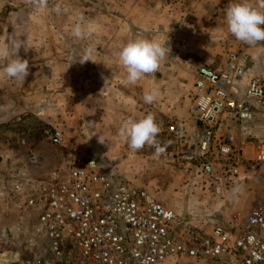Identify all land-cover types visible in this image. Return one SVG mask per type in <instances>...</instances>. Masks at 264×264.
Returning <instances> with one entry per match:
<instances>
[{
	"label": "built area",
	"instance_id": "obj_1",
	"mask_svg": "<svg viewBox=\"0 0 264 264\" xmlns=\"http://www.w3.org/2000/svg\"><path fill=\"white\" fill-rule=\"evenodd\" d=\"M248 63L243 47L226 55L222 70L202 65L195 72L189 117L202 136L197 152L180 156L187 166L198 156L216 194L243 166L264 167L263 147L255 160H245L230 135L232 126L264 111V77L248 75ZM180 132L174 122L167 124L152 150L158 154L162 143H177ZM44 138L62 145L58 130L44 131ZM41 162L42 156L28 154L30 168ZM8 198L13 209L35 215L26 242L31 264H264V190L247 216L236 214L225 227H203L132 185L110 164L70 152L44 177L12 179Z\"/></svg>",
	"mask_w": 264,
	"mask_h": 264
},
{
	"label": "crops",
	"instance_id": "obj_2",
	"mask_svg": "<svg viewBox=\"0 0 264 264\" xmlns=\"http://www.w3.org/2000/svg\"><path fill=\"white\" fill-rule=\"evenodd\" d=\"M228 4L229 0H47L46 7L38 8L33 0H5L3 13L7 18L0 23V43L7 45L9 56L0 58V156H9L12 151V114L26 110L27 81L40 80L43 76L39 68L45 67L50 69L51 80L62 86L57 88V95L62 92L68 101L75 95L98 98L100 115L113 113H109V122H114L115 129L117 123H122L118 116H124L125 111L137 114L138 119L152 114L158 124L166 122L164 128L174 122L181 131V146L176 150L197 152L202 130L189 117L195 72L202 65L222 70L227 53L241 44L227 29ZM28 16L34 18L30 21L35 25L24 26L20 21L28 20ZM58 17L65 24L55 22L52 26V18ZM77 23L88 36L73 35ZM60 32L67 35L66 60H61L59 54ZM27 38L28 50L21 47L18 55L27 59L29 66L36 67L29 70L24 81L8 78L3 68L8 59L16 58L13 45ZM153 38L166 42L172 56L167 54L157 72L145 75L136 84L128 83L118 60L119 51L129 41ZM75 42L84 52L92 49L91 59L95 63L80 64L74 59ZM33 45L36 51L31 53ZM250 55L253 68L248 75L264 76V42L252 47ZM247 79L248 76L239 84L240 94ZM153 88L158 89V98L151 104L145 103V92ZM15 177L11 174L8 191Z\"/></svg>",
	"mask_w": 264,
	"mask_h": 264
},
{
	"label": "rangeland",
	"instance_id": "obj_3",
	"mask_svg": "<svg viewBox=\"0 0 264 264\" xmlns=\"http://www.w3.org/2000/svg\"><path fill=\"white\" fill-rule=\"evenodd\" d=\"M6 18L2 11L0 23L6 22ZM30 19L31 17L28 16L29 21L25 19L20 21L24 26L32 23L35 25ZM33 19L32 17L31 20ZM61 19V17L52 18V26L55 22L59 25L65 24ZM47 34L51 35V32ZM28 35L31 36V33L28 32ZM59 35L60 58L66 60L67 35L62 32ZM166 46L172 56L170 47ZM243 47H246L249 54L248 69L250 70L253 68L250 55L252 47L241 42L235 51ZM46 49L45 53L49 55V49ZM72 49L75 51L74 59L80 60L84 54L82 46L75 42V48ZM33 51H36L34 45L31 53ZM34 67L29 66V70ZM39 70L43 76L40 80L27 81L26 110L12 114L14 124H12L9 146L12 151L8 152L9 156H0V174H2L0 176V264H6L5 260H9L7 264H31L33 260L26 242L35 223V215L30 211L20 212L8 205V181L11 174L23 178L44 177L70 152H80L110 164L132 185L145 190L158 202L190 218L198 226L225 227L234 215L247 216L262 194L264 190L262 165L255 168L243 166L223 193L216 194L210 178L201 174L197 163L198 156L196 162L189 166L185 164L180 155L186 150H181L180 147V150H176L177 146H181L179 141L162 143L163 151L158 154L152 150L151 145H145L139 150L130 149L127 142L119 137L118 131L124 121L139 120L137 114L125 111L124 116H118L122 123H117L115 129L114 122L112 120L111 123L109 122L110 114L113 113L104 112L100 115L97 107L98 98L90 95L88 97L75 95L70 98L71 101H68L62 92L59 91L57 95V88L62 86L51 80L49 67ZM256 75L262 76V74ZM63 92H66V89H63ZM86 100H89L87 104ZM165 123L161 121L158 124L162 129L160 128L156 139L164 135ZM46 130L61 132L62 145H50L44 138ZM230 130L234 143L244 154V159L255 160L260 147L264 148V111H258L249 123L240 127L232 126ZM100 138L103 143L100 142ZM21 140H24V145L20 144ZM30 152L42 156L38 168L33 169L28 166L27 157Z\"/></svg>",
	"mask_w": 264,
	"mask_h": 264
},
{
	"label": "clouds",
	"instance_id": "obj_4",
	"mask_svg": "<svg viewBox=\"0 0 264 264\" xmlns=\"http://www.w3.org/2000/svg\"><path fill=\"white\" fill-rule=\"evenodd\" d=\"M33 3L38 8L47 6V0H33ZM226 24L230 34L249 47H255L264 42V0H229L226 7ZM73 35L76 38H85L89 33L80 23H77L73 28ZM27 40L28 38L20 40L13 45L16 50V58L8 59L3 68V74L8 78L24 81L29 75L27 59H21L18 55L21 47L28 50ZM91 52V48L86 49L78 62L80 64L88 61L94 62L91 59ZM168 52L166 42L154 38L129 41L118 53V60L127 74V82L136 84L145 75L157 72ZM8 56L7 45L0 43V58H8ZM158 95V89L153 88L151 91L145 92L143 100L145 103L151 104L156 101ZM160 130L155 117L148 114L139 120L124 121L119 128L118 135L127 142L130 149L139 150L145 145H155ZM100 142L103 143L101 138ZM161 151L163 149L157 148V153Z\"/></svg>",
	"mask_w": 264,
	"mask_h": 264
},
{
	"label": "water",
	"instance_id": "obj_5",
	"mask_svg": "<svg viewBox=\"0 0 264 264\" xmlns=\"http://www.w3.org/2000/svg\"><path fill=\"white\" fill-rule=\"evenodd\" d=\"M5 5V0H0V13L3 11Z\"/></svg>",
	"mask_w": 264,
	"mask_h": 264
}]
</instances>
